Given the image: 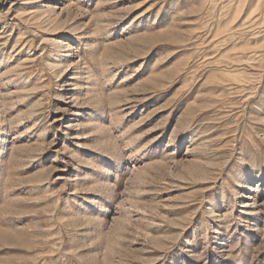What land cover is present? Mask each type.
<instances>
[{
	"label": "rangeland",
	"instance_id": "rangeland-1",
	"mask_svg": "<svg viewBox=\"0 0 264 264\" xmlns=\"http://www.w3.org/2000/svg\"><path fill=\"white\" fill-rule=\"evenodd\" d=\"M0 264H264V0H0Z\"/></svg>",
	"mask_w": 264,
	"mask_h": 264
}]
</instances>
